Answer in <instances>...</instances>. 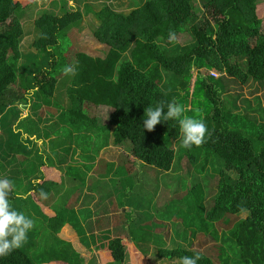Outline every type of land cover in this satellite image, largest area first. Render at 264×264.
<instances>
[{
  "label": "trees",
  "instance_id": "trees-1",
  "mask_svg": "<svg viewBox=\"0 0 264 264\" xmlns=\"http://www.w3.org/2000/svg\"><path fill=\"white\" fill-rule=\"evenodd\" d=\"M200 1L202 5L199 9L202 12L196 10L193 0H135L126 13H118L109 6L95 13L100 24L92 32L94 37L107 47L118 50L132 43L143 44L151 51L155 68H160V72L152 76L127 59L119 62V86L113 101L114 111L107 120L110 133L104 134L101 144L107 146L109 139H112L114 146H120L127 152L126 155L121 154L113 164L116 166L112 173L114 177L123 178L127 167L128 181H138L143 171L135 168V164L140 162L149 172L144 181L151 191L146 196L151 199L154 195L157 198L158 212L164 208V204L169 207L165 213H160L163 214V220L169 219L171 215L176 220H183L186 229L181 230V243L172 241V247H166L162 241L158 257L176 260L178 264L179 257L199 252L202 259L198 264H264V26L256 11L264 0ZM21 9L15 0H0V120H11L17 128L22 112H18V107L9 108V101L4 97L6 91H13L20 79L25 89H29L26 98L22 99L24 102L27 98L38 96L37 92L48 96L50 82L65 75L62 71L65 66H74L70 61L73 55V36L70 31L77 28L80 22L77 11L65 12L64 15L43 13L35 21L39 39L22 44ZM206 12L213 13V20ZM170 31L186 42L170 43ZM66 34H69L70 41L65 38ZM61 39L63 43L59 42ZM22 45L33 47L36 51L26 53L25 63L17 67ZM66 53H69L68 57L64 56ZM219 74L225 75L220 81L229 79L230 82H212L211 78ZM235 85H247L251 89L248 96L260 93L253 96L258 103L253 108L248 107L247 113H257L261 121H257L255 115L246 117L243 111L239 112L240 108L235 110L236 113L230 112L233 111L228 109L232 100L228 99H233L231 93ZM161 100H176L186 109L185 115L198 113L197 118L217 124L209 131L206 142L199 146L207 166L210 164L211 168L210 171L207 168L203 171L205 178H193L189 165L184 164L182 182L190 180L193 192L197 191L192 201L183 203L180 175L170 174L176 156L173 145L180 138L178 121L161 122L151 132L143 128L145 108L155 107ZM69 104L68 116L72 120L67 126H74L75 132L93 129L86 100L77 94H70ZM225 109L230 115L228 119L223 117ZM7 112L17 115L6 119L4 115ZM15 131L9 128L6 133L22 142V151L30 152L36 140L32 137L38 130L25 128L19 133ZM74 136L70 132L67 134L66 145L72 144ZM97 151L92 150L94 154ZM3 155L8 157L4 149L0 152V156ZM131 156L133 159H129ZM57 164H67L66 158H58ZM47 165L56 164L49 160ZM44 168L45 165H42L40 172ZM64 168L69 173L66 179L70 183L79 184L77 177L85 176L82 168L80 172L74 166L67 165ZM152 172L161 181L154 186L146 181ZM71 174L72 177L69 176ZM43 180V176L38 183L34 179L33 184L38 187ZM32 194L42 199L38 194ZM187 194L188 191H185L184 195ZM13 197L14 193L9 196V200ZM181 203V213L183 209L193 207L191 215H183L184 218L178 215L176 207ZM29 204L37 211L32 202ZM194 209L196 213L193 214ZM56 220L48 219L44 239L50 240L51 234L57 233L62 227ZM159 220L160 215L153 220H146L141 215L132 222L120 220L126 228L119 235L127 234L130 242L148 238L153 241V236H150L152 232L164 231L165 226ZM219 225L226 231L223 233L226 247H217L221 254L218 255L211 246H206V241L202 239L198 246L193 245V237L198 231L209 233L214 226ZM36 235V230H30L27 242L9 256L0 258V264H36L28 250L34 244ZM121 240L120 237L113 239L108 247L116 264L125 259ZM45 245L46 242L44 248ZM47 247L51 249L52 245ZM61 254L76 264L75 256H71L68 251L63 249Z\"/></svg>",
  "mask_w": 264,
  "mask_h": 264
},
{
  "label": "rangeland",
  "instance_id": "rangeland-1",
  "mask_svg": "<svg viewBox=\"0 0 264 264\" xmlns=\"http://www.w3.org/2000/svg\"><path fill=\"white\" fill-rule=\"evenodd\" d=\"M15 1L22 8V11L19 13L20 23L23 28L22 44L25 42L31 43L39 39V29L35 21L40 18L41 14L64 15L65 12L75 13L77 11L80 15V22L77 24L78 27L70 31L71 36H73L71 49L73 55L70 61L71 63L73 62L72 65H74L75 74L61 75L55 80H52L50 82L48 96L37 92L38 96L34 97V99L31 97L29 99L27 98V103L22 99L26 98L29 89H25L26 86L24 83L18 79L16 82L17 87L13 91L8 89L4 97L9 101V108L14 109L18 107L20 108L18 112H22L18 122L19 128L11 120H0V152L4 149L8 154V157L5 155L0 156V178L11 179L14 184V197L10 201L12 207L23 212L35 222L31 230H36L37 235L34 239V248L29 247L30 249H28L30 256L35 260L36 264H71L70 259L61 254L62 250L60 251V247L56 245V242H62L63 239H68V236L73 234L78 235V229L84 223L89 226L93 219L100 217L94 214L95 210L91 205V198L95 196V193L94 191H89V188L98 181L96 177H98L99 171L98 167H93L94 169L84 177V180L81 177H77L79 184H73L66 179L69 173L64 167L67 165L74 166L80 172L83 166L95 165L100 159L114 161L116 159L114 154L123 151L122 147H115L111 144V150L114 152H110L106 150L104 144H101V139L104 137V134L110 133L107 120L109 114L114 111L113 101L115 92L119 86V70L117 68L119 62L127 59L136 67L152 76L157 75L160 72V68H155L152 53L145 45L132 43L127 48L118 50L107 47L92 34L100 24V19L96 17L95 13L100 11L102 7L109 6L118 13H126L132 8L135 0ZM192 3L196 10L198 9L197 11H200L199 6L202 5L201 1L193 0ZM256 11L258 18L264 26V3L258 5ZM206 15L213 20L212 12H206ZM66 32L68 33V31ZM69 34L65 35L68 41H70ZM59 42L63 43V40L61 39ZM175 42L183 44L186 41L184 38L176 37ZM35 51L33 47H24L22 45L21 58L17 61V67L25 63L26 53H34ZM57 52L60 53V49ZM76 52H78L77 57ZM68 55L69 53H66L64 56L68 57ZM156 70L158 71L155 73ZM162 81L165 82L166 79L163 78ZM211 81L216 83L220 80L211 78ZM240 92V89H237L234 93L236 99L240 98L241 100H245V102H241L239 112L242 113L243 111L246 117L255 115L258 118L257 121H261V116L257 113H247L248 107L253 108L258 102L254 97L249 96L248 98L246 90L242 93ZM70 94H77L88 103L90 109L89 115L92 116L90 123L93 129L75 132L74 126H67L68 122L72 120V117L68 116V112L70 111L68 110L70 106V104L68 105V97ZM74 96L76 97V95ZM35 99L38 101H35ZM228 109H233L230 112L236 113L233 101ZM54 111L57 112L54 113ZM226 111L225 109L223 117L228 119L230 115ZM11 115H17V113L7 112L4 116L8 119ZM203 121L207 125L208 132L217 126V124L212 122ZM104 127L105 129L101 131ZM9 128L16 129L17 131L15 132L17 133L25 128H35L38 130V133L32 137L36 140L33 142V147L30 152L26 153L22 151L20 149L22 142L6 133V130ZM69 132L75 136L73 137L72 144L66 145L68 141L67 134ZM79 135L81 136L77 137ZM109 141H112V139H109ZM63 144L64 146H62ZM93 149H98V151L94 154L92 152ZM173 150L176 156L172 164L173 171L170 174L172 176L180 175L181 188H183L180 193L182 194L183 203L186 200L192 201L193 195L197 191L193 192L192 187L189 185L190 180L187 179L185 183L182 182L184 178L182 174L184 164L189 165L192 177L198 180L205 178L206 175L203 171L205 168L210 171V164L207 166L203 151L200 147L193 146L191 149H185L181 147L180 138L175 140ZM3 158H5V161ZM58 158H66L67 164H57ZM49 160L54 161L56 165L46 166ZM42 165H45V168L40 172ZM135 167L139 168V164L136 163ZM156 175L152 172L150 177L146 178V181L151 186L161 182ZM42 176L44 180L36 187V184H33V180L36 179L38 183V180ZM69 176L72 177L73 175L71 174ZM27 181L29 182L26 186ZM41 189L47 193V199L39 200L32 194L36 193L40 196ZM185 191H188L187 195H184ZM29 202H32V205L37 207V211L31 208ZM64 205L66 209H60ZM104 205L105 202L103 203ZM192 208L191 206L189 210L183 209L184 211L182 210L181 213V203L176 207V212L184 218V216L191 213ZM168 209L169 207L164 204V208L155 216V218H159L160 215L159 221L164 224V231L152 232L150 236H153V241L150 238L148 240L138 239L135 243H132L136 249L128 244L129 247L126 248L125 259L119 264H139V262L141 264H177L176 260H168L157 255L158 249L163 245L162 241L165 242L166 247H172V241L174 243H181V230L186 229L183 220H176L172 215L169 219L163 220V214L160 213H165ZM117 211H120V207L117 208ZM192 213H196V209ZM44 218L47 220H44ZM50 218L57 219L56 222L58 224L64 219L62 227L54 235V242L51 239H44L47 234H44V229L45 226H48V219ZM224 232H226L225 229L220 225L214 226L213 230L209 233L198 231L195 237H193V245L198 246V243L202 239L206 241V246H211L219 255L221 253L217 247H226L223 243L225 239L223 237ZM29 237L32 238L31 236ZM45 242L46 245L44 248ZM68 242L72 247V251L79 254L80 248L77 243L72 240ZM50 243H53L52 248L55 251H48L47 246ZM64 251L66 252V249ZM75 252H71L70 255H75ZM225 252L226 250H224V255ZM42 253L43 255H41ZM55 257H61V261H51L50 258ZM111 260L110 258L105 264H111ZM82 264H86V260Z\"/></svg>",
  "mask_w": 264,
  "mask_h": 264
},
{
  "label": "crops",
  "instance_id": "crops-1",
  "mask_svg": "<svg viewBox=\"0 0 264 264\" xmlns=\"http://www.w3.org/2000/svg\"><path fill=\"white\" fill-rule=\"evenodd\" d=\"M79 52V51H78ZM77 52V54H78ZM76 54V56H77ZM217 80H221V78H217ZM220 82L228 83L230 82L229 79L222 80ZM246 90L247 96L249 94V87L247 85L242 86V93ZM260 95V93H255L254 95ZM252 95L251 97H253ZM249 98V96H248ZM229 101L232 100L234 102V109L238 110L240 107L241 102H245L244 99L235 98V99H228ZM206 120V119H205ZM111 141L108 143V147L106 146V150L110 152H114L111 150ZM113 145V144H112ZM118 147V146H115ZM112 147V148H115ZM114 150V149H113ZM114 154V153H113ZM121 154L126 155L127 152L123 149L122 152H118V154H114L116 159L114 161H107L106 159H100L95 165H88L90 169H86V166L82 167L83 173L85 176L91 172L93 167H98L99 175L96 177L98 180L93 184L89 191H94L95 198L92 196L91 198V205L92 208L95 210L94 214L99 215V218L93 219L91 225L83 224L79 229V234H73L68 236V239H63L62 242H56V245L60 247V251L66 249L69 252L72 251V247L69 240H72L77 243L78 247L80 248L79 254L75 252L76 264H82L83 261L86 260V264H105L107 260L110 258L112 259L111 252L109 250V244L113 239L121 238V244L125 249V256H126V248L129 247L128 244L132 245L134 248L135 246L130 242L127 238V234H120L119 233L125 229L126 227L121 223L122 221L132 222L138 215H141L144 219H151L153 220L157 214H159L158 209L159 205L157 202V198L153 195L152 199L146 196L149 193L150 188L144 181V178L149 175V172L145 169V166L142 165L140 162L139 170H142L143 173L139 180H134V183L128 181V168L126 167L125 176L122 177H114L112 173L116 168L113 165L120 157ZM129 159H133V157H129ZM101 163L99 164V162ZM112 165V166H111ZM141 166V167H140ZM136 168V167H135ZM111 169V170H110ZM131 175V172L129 173ZM85 176H81V179L84 180ZM112 178V180H111ZM119 180V182L115 181ZM103 181H106L105 184H102ZM136 187V188H135ZM143 188V190H142ZM135 196V197H134ZM105 205L103 206V203ZM103 206V207H102ZM64 206L60 207V209H66ZM120 207V211H117V208ZM158 212V213H155ZM64 219L61 220L60 224L63 225ZM141 224L140 221H138ZM143 223V220H142ZM132 226V225H131ZM55 233L51 234L50 239L54 242ZM53 246V243H50ZM65 244V246H63ZM31 247L34 248L33 244ZM136 249V248H135ZM55 251V250H54ZM43 255V253L41 254ZM78 255V256H76ZM51 259V258H50ZM52 261V259H51ZM55 261H61V257L55 259ZM139 262V261H138ZM73 264V263H71ZM111 264L113 263V259L111 260ZM139 264H141L139 262Z\"/></svg>",
  "mask_w": 264,
  "mask_h": 264
},
{
  "label": "clouds",
  "instance_id": "clouds-1",
  "mask_svg": "<svg viewBox=\"0 0 264 264\" xmlns=\"http://www.w3.org/2000/svg\"><path fill=\"white\" fill-rule=\"evenodd\" d=\"M23 36V35H22ZM174 32L169 33V42H175ZM65 75L75 74V68L71 65L63 68ZM225 75L219 74L212 78H221ZM240 86H234L232 98ZM166 109V111H165ZM186 109L176 100L169 102L159 101L155 107L148 106L144 110L143 128L149 132L154 131L156 125L161 122L176 120L179 124V135L181 147L191 149L193 146L199 147L206 142V137L210 134L207 125L202 118L197 115H185ZM14 192V184L7 178H0V258L9 256L14 250L21 248L28 239L29 231L34 227V220L27 217L23 212L14 209L10 203L9 196ZM40 196L47 199V193L41 189ZM52 249V250H51ZM48 251H53L51 247ZM202 259V254L194 253L192 256H181L178 264H198ZM55 261V260H52Z\"/></svg>",
  "mask_w": 264,
  "mask_h": 264
}]
</instances>
